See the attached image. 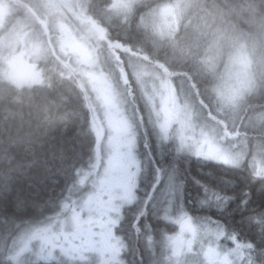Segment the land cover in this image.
Instances as JSON below:
<instances>
[{
  "label": "clouds",
  "instance_id": "1",
  "mask_svg": "<svg viewBox=\"0 0 264 264\" xmlns=\"http://www.w3.org/2000/svg\"><path fill=\"white\" fill-rule=\"evenodd\" d=\"M0 2V264H264V0Z\"/></svg>",
  "mask_w": 264,
  "mask_h": 264
},
{
  "label": "flooded vegetation",
  "instance_id": "2",
  "mask_svg": "<svg viewBox=\"0 0 264 264\" xmlns=\"http://www.w3.org/2000/svg\"><path fill=\"white\" fill-rule=\"evenodd\" d=\"M9 11L7 3L0 2V18L7 16ZM96 200L97 202L90 206L96 212V216L89 218L85 215V218L82 219L77 209L78 215L75 218V231L65 234L64 238L66 244L72 246L74 241L79 242L80 237L83 236L86 238V243L97 247L101 253H106L115 246L110 232L104 227L105 222L101 220V217L104 215V201L106 197L104 199L97 198ZM93 236L96 238L93 239ZM44 264H47V261Z\"/></svg>",
  "mask_w": 264,
  "mask_h": 264
},
{
  "label": "rangeland",
  "instance_id": "3",
  "mask_svg": "<svg viewBox=\"0 0 264 264\" xmlns=\"http://www.w3.org/2000/svg\"><path fill=\"white\" fill-rule=\"evenodd\" d=\"M1 16H5V15H1ZM21 71H24V69H21ZM97 197H91L88 199V201L86 202V205L88 207H90L91 205H93L95 202H97ZM78 215V214H77Z\"/></svg>",
  "mask_w": 264,
  "mask_h": 264
},
{
  "label": "trees",
  "instance_id": "4",
  "mask_svg": "<svg viewBox=\"0 0 264 264\" xmlns=\"http://www.w3.org/2000/svg\"><path fill=\"white\" fill-rule=\"evenodd\" d=\"M259 202V201H258Z\"/></svg>",
  "mask_w": 264,
  "mask_h": 264
}]
</instances>
